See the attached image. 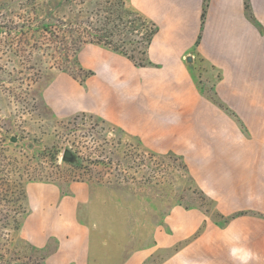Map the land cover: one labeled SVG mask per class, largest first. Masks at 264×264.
Here are the masks:
<instances>
[{"label": "crops", "instance_id": "crops-1", "mask_svg": "<svg viewBox=\"0 0 264 264\" xmlns=\"http://www.w3.org/2000/svg\"><path fill=\"white\" fill-rule=\"evenodd\" d=\"M128 2L158 28L152 66L82 47L78 60L94 75L75 87L65 113L54 111L89 112L152 151L178 153L222 216L244 213L219 226L198 209L173 207L154 232L155 255L170 250L156 264H264V0H208L203 20L204 0ZM25 194L20 238L45 264H90L92 226L81 218L88 184L29 182Z\"/></svg>", "mask_w": 264, "mask_h": 264}, {"label": "rangeland", "instance_id": "rangeland-1", "mask_svg": "<svg viewBox=\"0 0 264 264\" xmlns=\"http://www.w3.org/2000/svg\"><path fill=\"white\" fill-rule=\"evenodd\" d=\"M97 1L0 0V264H45L43 252L15 232L29 182L88 184L81 218L92 226L90 264H122L140 251L150 253L144 264L165 260L170 250L155 255L154 232L170 205L211 210L194 192L204 185L191 173L193 184L179 179L182 162L167 155L178 153L152 151L140 136L89 112L63 116L75 87L85 86L76 60L81 65L79 51L96 45H81L78 31L96 17ZM65 151L73 161L64 160ZM145 173L157 177L149 187Z\"/></svg>", "mask_w": 264, "mask_h": 264}, {"label": "trees", "instance_id": "trees-1", "mask_svg": "<svg viewBox=\"0 0 264 264\" xmlns=\"http://www.w3.org/2000/svg\"><path fill=\"white\" fill-rule=\"evenodd\" d=\"M207 2L208 0H204L202 20L205 15ZM97 6V14H95L96 17H92L93 21L84 24L81 28V31H78V38L81 40V45L92 44L105 48L127 58L136 67L152 66V64L148 61L147 53L152 38L158 30L156 24L132 7L128 0H99ZM134 54L138 56L139 62L135 60ZM76 64L78 66V70L83 73L82 78L78 79L77 81L84 85L85 80L94 75V72L92 70H86L82 68L77 60ZM70 75L75 80L77 79L76 76L72 74ZM102 122L106 123L104 121ZM150 154L158 158L164 157L163 155ZM167 155L171 157L173 156L182 162L180 164L184 173L179 175V179L186 181L185 183L193 184V178L190 176L187 165L183 163L182 157L176 156L171 152H169ZM120 176H122V174H120ZM143 176H145L146 181L142 184L146 187H149L153 185L154 182H156L157 177L151 178L150 174L146 176V173ZM118 180L119 179L116 180V186L120 184V181ZM171 187H173V184ZM194 192L200 195L202 200L210 201L211 210L202 212L208 217L213 215L214 223L219 226H225L232 218L244 214L236 213L230 217H224L218 212L215 201L207 197L201 189L196 188ZM23 199L26 203L25 191H23ZM176 205L181 206L184 209H191V207L182 206L180 202L171 204L170 209ZM166 214L167 213L159 214L161 216V220L156 224L154 223L155 226L162 224V218ZM20 226L21 223L16 227V233H18ZM36 251L39 250L36 249ZM42 259L44 260V255Z\"/></svg>", "mask_w": 264, "mask_h": 264}, {"label": "water", "instance_id": "water-1", "mask_svg": "<svg viewBox=\"0 0 264 264\" xmlns=\"http://www.w3.org/2000/svg\"><path fill=\"white\" fill-rule=\"evenodd\" d=\"M187 61L190 62L191 61V58L189 57L187 59ZM63 158H64L65 161H73L74 160V158H73V156H72V154H71L70 151H65L63 153Z\"/></svg>", "mask_w": 264, "mask_h": 264}]
</instances>
